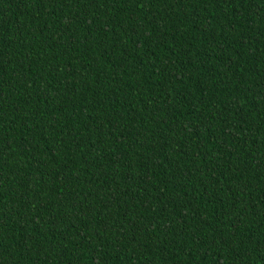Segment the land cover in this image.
Here are the masks:
<instances>
[{
	"label": "trees",
	"instance_id": "16d2710c",
	"mask_svg": "<svg viewBox=\"0 0 264 264\" xmlns=\"http://www.w3.org/2000/svg\"><path fill=\"white\" fill-rule=\"evenodd\" d=\"M0 264H264V0H0Z\"/></svg>",
	"mask_w": 264,
	"mask_h": 264
}]
</instances>
